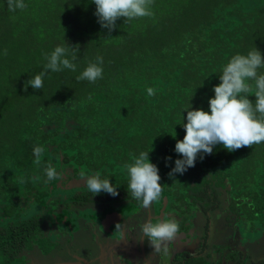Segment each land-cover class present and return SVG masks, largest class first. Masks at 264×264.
<instances>
[{
  "label": "trees",
  "instance_id": "obj_1",
  "mask_svg": "<svg viewBox=\"0 0 264 264\" xmlns=\"http://www.w3.org/2000/svg\"><path fill=\"white\" fill-rule=\"evenodd\" d=\"M24 3L10 11L0 0V202L9 204L0 217V264H25L23 250L45 233L42 220L10 215L24 201L19 197L37 190L44 203L54 193L48 164L81 176L98 172L119 193L102 192L100 200H122L133 198L125 165L149 152L177 202L193 199L206 212L209 200L234 192L264 226V142L232 152L218 144L183 175L169 176L182 158L175 145L185 136V110L210 112L213 87L233 56L256 48L264 55V0H153L152 16L120 18L111 33L97 22L91 0ZM67 43L78 45L76 71L48 70L42 89L25 91L46 54ZM97 56L103 77L77 80ZM248 95L255 104L254 91ZM37 145L44 146L39 164Z\"/></svg>",
  "mask_w": 264,
  "mask_h": 264
},
{
  "label": "clouds",
  "instance_id": "obj_2",
  "mask_svg": "<svg viewBox=\"0 0 264 264\" xmlns=\"http://www.w3.org/2000/svg\"><path fill=\"white\" fill-rule=\"evenodd\" d=\"M96 5L94 15L101 28L111 33L117 25L116 21L125 18V22L134 18L150 17L153 13L150 6L153 0H91ZM10 11L24 10L27 5L24 0H7ZM78 45L57 46L51 54H46L47 63L38 75L30 78L25 85L27 91L30 85L34 90L43 87V78L47 71L60 72L64 69L76 71ZM7 52L5 51V55ZM71 55V59H69ZM103 57L97 56L96 62L88 66L76 77L77 80H87L94 83L103 77ZM264 68V55L259 49L233 56L223 68L219 76L220 83L213 87L214 97L208 101L210 112L203 109H186L187 123L183 124L185 136L177 140L175 152L182 158L175 160L169 176L183 175L188 168L194 167L197 157L213 153L216 145H223L229 152L253 144L264 142V119L256 118V113L264 116V73L259 70ZM254 91L255 104L248 98ZM148 94L154 95L153 89H148ZM44 153V146H34L33 154L36 163ZM171 160V157H167ZM129 183L128 190L132 197L142 203L144 208H150L154 201L160 198L162 191L161 177L158 167L150 162L149 152H141L133 164L125 165ZM47 181H60L61 174L57 169L48 164L44 168ZM83 175V174H82ZM85 186L95 195L107 193L113 197L119 193L110 179L102 178L96 173L84 178ZM120 225L117 224V227ZM141 232L147 237L155 251L161 247L167 250V245L173 241L179 232V226L174 219L162 220L156 224L150 221L143 223Z\"/></svg>",
  "mask_w": 264,
  "mask_h": 264
},
{
  "label": "flooded vegetation",
  "instance_id": "obj_3",
  "mask_svg": "<svg viewBox=\"0 0 264 264\" xmlns=\"http://www.w3.org/2000/svg\"><path fill=\"white\" fill-rule=\"evenodd\" d=\"M59 173L62 179L60 181H54L51 188L53 189L55 187V191L51 196H56L58 194L56 191L57 188L60 192H66L68 198L76 199L75 201L80 203L81 207L84 205L88 206L87 204L92 203L94 208L91 207L86 209V207H84L82 211L76 209V207L73 208L74 214L76 215L75 221L72 219H70V221L65 219L66 223L64 224V229H61L63 225L58 223V231H63L62 233H64L69 228L75 230V226L76 229H78L82 219L89 225L96 223V243L99 246L105 248L106 243L117 240L106 247V251H108L111 257V263L113 264H165L162 259L163 253L165 255L170 254L168 257L170 259L172 258L168 264H245L249 262V259L246 258L243 260V254L240 258H236V255L233 253L229 255L224 262L220 260L223 251L228 248L226 244H224V242L227 241H224V236H226V234H221L223 225L231 226L232 230H234V228L236 230L240 229L243 234L242 239H246L248 234L256 235L260 230H264V226L260 223L259 213L255 212L254 207H252V209H246L243 205L244 199L237 198L234 192L220 195L218 198L219 203L216 198L209 200L208 204L210 207L206 212H203L199 210L197 203L194 202L193 199H185L181 201L182 203L180 201L177 202L175 197L166 191L165 185L163 184L168 196V203L164 212H162L164 202L160 194V198L155 201V204H152L150 208H146V211L149 213V221L156 224L162 220L174 219L179 226V232L176 234L175 239L167 245V250L161 247L159 251H155L151 245L153 251L149 252L148 249H146V237L138 247L132 241L133 230L129 228L130 225L126 224V220H130L132 215L136 214L139 207L144 208L140 201L128 197L122 200L101 201L98 195L94 196V194L87 189L85 184H81L75 190H73V188H75L76 185L72 183L69 184L70 178L82 179L86 176H81L80 173L69 166H61ZM59 185L61 186L59 187ZM167 187L168 186H166V188ZM34 194H37V190L29 193L27 198L19 197V201L23 198L24 201L20 202L21 204L14 209L10 217L13 219H17L18 217L20 220L22 218L31 219L32 217H23L21 215V210H25L30 204L38 201ZM50 197L46 198V200L53 199V197ZM139 202L140 204H138ZM247 202L250 201L248 200ZM2 203H4V205H1L3 210H0V217L6 213L5 208L9 207L8 203ZM87 212L89 214H87ZM214 220H216V223H214ZM76 222L77 225H72ZM117 224L120 226L117 227ZM217 224H221V227L218 229L215 226ZM213 226L215 227L213 228ZM44 232L45 236L42 235L40 238L44 240V243L38 242L35 236L34 239L30 241L29 247L23 250L22 257L25 259V264H67L64 259H60L56 262L47 261L48 255L52 250V248H48L49 244L55 245V243L49 238L51 237L49 230H45ZM98 233H101L104 239H101ZM116 237L118 239L113 240V238ZM59 241H57L58 244L60 243ZM234 244L239 245L241 248L244 243L236 242ZM221 248L223 250H221ZM141 249H143V252ZM245 253L248 254L249 252L245 250ZM260 255L261 253L259 252L255 258L259 264H264V262H259ZM72 257L73 260H71L72 263L70 264H78L76 259H74L75 256L72 255ZM79 261L80 264H87L83 260L79 259Z\"/></svg>",
  "mask_w": 264,
  "mask_h": 264
},
{
  "label": "rangeland",
  "instance_id": "obj_4",
  "mask_svg": "<svg viewBox=\"0 0 264 264\" xmlns=\"http://www.w3.org/2000/svg\"><path fill=\"white\" fill-rule=\"evenodd\" d=\"M59 168L61 169V166ZM34 184L38 186V181H35ZM77 188L78 186L73 188V190ZM56 191L58 192V194L56 196L53 195L50 197H53V199H45L44 203H40L37 201L30 204V206L25 210H21V215L23 217H36L39 220L40 224L42 219V227L45 230H49V233L51 234V237L49 238L50 240L54 241L55 245L49 244L48 248H52V250L48 255L47 261L56 262L60 259H64L67 264H70L72 263L71 260H73L72 255H74V259H76V262L78 264H80L79 259L85 261L87 264H113L111 263L112 261L110 259L111 257L109 256L108 251H106V247L110 243L112 244L116 242V239L118 238H113V240H116L114 242L106 243L105 248L99 246L96 243V223L89 225L84 219H82L80 221L81 224L78 229H76L75 226V230H73V228H69L64 233H62L63 231H58V223L63 225V228L61 229H64V224L66 223L65 219H68V221H70V219L75 221L76 215L74 214L73 208L76 207V209H80L82 211L84 207L88 209L91 207L94 208V206L92 205V203H89L87 204L88 206L84 205L83 207H81V204L75 201L76 199L68 198L66 192H60L57 190V188ZM54 198H56V200H54ZM186 200L188 199L186 198ZM138 204H140V202ZM153 204H155V201L153 202ZM1 205H4V203L0 202V210H3V207H1ZM87 214L89 213L87 212ZM126 221V224L130 225L129 228H131L134 232L132 235V241L137 246H140V243H142L143 239L145 238L141 232V227L144 222L149 221V213L146 211V208L139 207L136 214L132 215V218ZM214 223H216V220H214ZM72 225H77V222L73 223ZM215 226L218 229L221 227V224H217ZM215 226H213V228ZM223 229L221 230V234H226V236H224V241L227 240L226 242H223L228 248H226V250L223 251V254L220 256V260L222 262H224V260H226L229 255L234 253L236 255V258H240V256L243 254V260L248 258L250 264H254V262L255 264H259L255 258L257 257V254L259 252L261 253L259 262H264V230H260V232L256 235L248 234L246 239H242L243 234L241 233L240 229L236 230L234 228V231L231 229V226L226 225H223ZM98 235L101 239H104L101 233H98ZM146 239V249H148L149 252L153 251L149 239L147 237ZM57 241H59L60 243L58 244ZM38 242L44 243V240L38 239ZM236 242H243L244 244H242L240 248L239 245L234 244ZM221 250L223 249L221 248ZM245 250H247L249 253H245ZM141 251L143 252V249H141ZM169 255L170 254L165 255L163 253L162 259L165 264H168L172 260V258L170 259L168 257ZM249 262L245 264H249Z\"/></svg>",
  "mask_w": 264,
  "mask_h": 264
},
{
  "label": "water",
  "instance_id": "obj_5",
  "mask_svg": "<svg viewBox=\"0 0 264 264\" xmlns=\"http://www.w3.org/2000/svg\"><path fill=\"white\" fill-rule=\"evenodd\" d=\"M71 183L75 184L76 186H80L81 184H85V181H84V178H82V179L70 178L69 179V184H71ZM60 186L61 185H59V187ZM161 187H162L161 196H162V199H163V202H164V206L162 208V212H164L165 207H166V205L168 203V196H167V194L165 192L163 183H161ZM162 215H163V213H162Z\"/></svg>",
  "mask_w": 264,
  "mask_h": 264
}]
</instances>
